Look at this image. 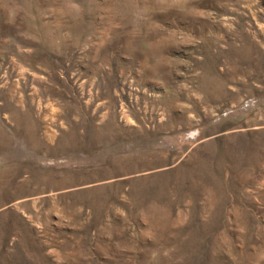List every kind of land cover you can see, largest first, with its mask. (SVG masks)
Listing matches in <instances>:
<instances>
[{
	"label": "rangeland",
	"instance_id": "obj_1",
	"mask_svg": "<svg viewBox=\"0 0 264 264\" xmlns=\"http://www.w3.org/2000/svg\"><path fill=\"white\" fill-rule=\"evenodd\" d=\"M0 264H264V0H0Z\"/></svg>",
	"mask_w": 264,
	"mask_h": 264
}]
</instances>
